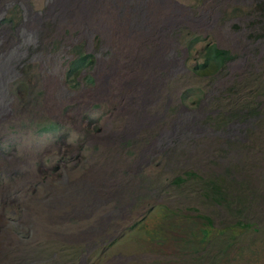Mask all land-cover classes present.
Instances as JSON below:
<instances>
[{"label":"rangeland","instance_id":"1","mask_svg":"<svg viewBox=\"0 0 264 264\" xmlns=\"http://www.w3.org/2000/svg\"><path fill=\"white\" fill-rule=\"evenodd\" d=\"M258 3L264 0H0V19L6 18L0 24V99H11L16 116L6 119L4 138L21 170L40 178L34 162L44 160L49 172L43 186L51 194L39 190L24 202L23 217L38 226L24 236L26 243L31 236L30 244H79L78 264H188L184 258L165 254L172 252V246L145 240L144 229L124 227L141 214L147 222L158 214L164 221L187 225L185 215L195 212L209 214L213 228L225 227L228 213L199 195L198 182L170 181L187 168L206 176L224 167L223 156L217 158L218 164L209 161L211 153L216 155V143L206 145L209 127L193 139L169 142L178 149L186 146L188 154H151L149 142L142 149L139 146L160 125L182 118L174 110L181 90L202 82L188 65L193 58L200 59L203 41H214L237 54L231 66L234 73L245 75L264 66V34L256 37L264 33V10L255 7ZM194 32L206 39L195 42L187 54L182 46ZM77 45L76 50L92 54L93 83L75 89L64 82V68L65 58ZM17 82L24 84V92L13 97ZM47 120H56L57 129L38 132ZM96 125L101 129L98 133L93 131ZM63 132L70 148L66 154L59 151L63 159L52 173L45 160L51 164L59 155L55 141ZM166 132L168 139L173 136ZM258 171L262 168L245 167L240 174ZM93 185L105 188V196H94L89 190ZM15 187L9 181L0 191L13 194ZM39 193L51 201L65 197L63 206L54 202L56 215L72 203L86 212L80 219L61 221L39 212L41 204L49 206ZM56 219L63 234L52 231ZM109 240L112 243L100 257L87 256L91 246L96 254L100 241ZM258 247L262 255L249 252L247 264L254 260L253 264H261L264 244L253 246Z\"/></svg>","mask_w":264,"mask_h":264},{"label":"trees","instance_id":"2","mask_svg":"<svg viewBox=\"0 0 264 264\" xmlns=\"http://www.w3.org/2000/svg\"><path fill=\"white\" fill-rule=\"evenodd\" d=\"M255 7L264 10V4L258 3ZM5 20L6 18L0 19V24ZM263 34L257 33L256 37ZM205 39L206 36L194 32L186 38L182 48L188 54L195 42ZM77 47L78 45L73 46L71 56L65 58L64 68V82L66 85L72 84L71 87L75 89L83 87L86 83H93V76L89 72L93 62L92 54L76 50ZM236 57V53L214 41H203L199 50L200 59L193 58L188 65L191 74L199 77L202 82L184 87L180 93L181 101L174 110L178 116L181 112L182 118H178L174 123L172 121L170 124L160 125L139 146V149H142L148 146L149 142L151 154L166 155L174 151L178 155L188 154L186 146L178 149L176 146H169V142L173 144L180 137L193 139L203 133L204 127L207 126L210 132L206 145L216 143V155L211 153L209 161L218 164L217 158L222 156L227 160L223 168L208 172L206 176L198 173L197 169L187 168L182 174L176 173L170 179L176 185L188 180L198 182L199 195L205 201L218 204L228 213L229 222L223 224L225 227L213 228L212 217L202 212L185 215L189 219L187 225L181 221H164L158 214H155L154 220L147 222L145 214H141L124 227L144 229L145 240L166 247L172 246V252L165 254L176 255L178 259L184 258L188 264H247L246 255L249 252H252L253 256L262 255L260 247L257 249L253 246L259 242L264 244V66H260V70L257 67L254 72L239 75L231 70ZM23 92L22 82H17L11 90L13 97L22 95ZM16 111L19 117V107ZM13 114L16 117L11 99H0V187H4L9 181L16 185L13 194L0 191V264H78L82 251L79 244L73 245V242L66 241L61 247H55L53 242L47 241L45 245L39 242L30 244L33 240L31 236L28 237L27 243L24 240V236L33 234L38 229L35 220L23 217L25 199L29 195L37 194L39 190L47 194L48 190L43 185L46 184L44 178L49 172L48 167L44 166V160H37L34 164L42 176L35 178L25 168L24 171L21 170L16 160L9 155L12 149H8L3 129L6 119L11 118ZM43 123L38 132L44 134L58 127L56 120ZM100 130L99 125H96L93 131L98 133ZM166 131L173 133V136L168 139ZM216 131L226 132L227 135L216 136ZM65 134L66 132H63L56 139V152L62 151L66 154L70 148L65 142ZM254 149L258 153H255ZM248 150L253 154L251 157L248 156ZM235 154L238 160L232 161ZM62 159L63 155L59 152L51 164L45 160L52 173L59 167L58 162ZM253 166L262 168V171L256 174H240L245 167ZM89 190L100 198L104 197L107 191L99 185H93ZM40 195V200L49 201V206L41 204L39 212H47L48 215L59 217L61 221H69L75 217L80 219L86 212L72 203L68 209H63L56 215L52 210L53 204L59 202L63 206L65 197H55L51 201L46 195ZM52 222L54 234H63L59 230L60 222H57V219ZM79 223L81 222L78 221L77 224ZM150 230H157L160 234H148ZM44 231L47 233L50 229ZM117 235H122V230H119ZM17 243L22 246H17ZM100 243L97 255L91 246L87 252L88 257H100L112 241ZM167 261L169 259L157 260L154 263ZM261 261V264H264V258Z\"/></svg>","mask_w":264,"mask_h":264}]
</instances>
